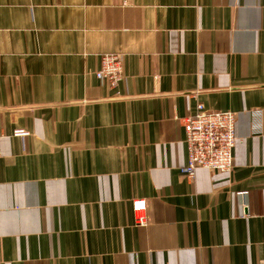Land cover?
<instances>
[{
	"label": "crops",
	"instance_id": "0c3cea01",
	"mask_svg": "<svg viewBox=\"0 0 264 264\" xmlns=\"http://www.w3.org/2000/svg\"><path fill=\"white\" fill-rule=\"evenodd\" d=\"M199 103L238 116L231 172L182 171ZM256 110L264 0H0V264H264Z\"/></svg>",
	"mask_w": 264,
	"mask_h": 264
},
{
	"label": "built area",
	"instance_id": "2783aa9c",
	"mask_svg": "<svg viewBox=\"0 0 264 264\" xmlns=\"http://www.w3.org/2000/svg\"><path fill=\"white\" fill-rule=\"evenodd\" d=\"M123 56L117 53L106 54L102 57L101 68L96 75L102 83L116 88L125 78ZM253 128L262 132V111L256 110ZM184 127V142L187 145L188 161L182 169L184 174L194 177L198 169L210 171L231 172L234 168V148L239 140V120L234 111L208 110L202 103L197 105L195 113L181 119ZM27 132L18 129L16 136L26 135ZM1 156V151H0ZM138 212L137 223L145 225L147 219L145 201L133 203Z\"/></svg>",
	"mask_w": 264,
	"mask_h": 264
}]
</instances>
